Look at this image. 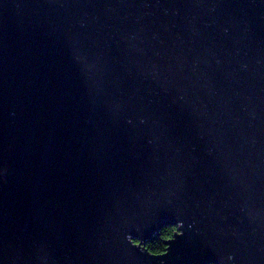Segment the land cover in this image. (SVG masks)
Here are the masks:
<instances>
[{
    "label": "water",
    "instance_id": "obj_1",
    "mask_svg": "<svg viewBox=\"0 0 264 264\" xmlns=\"http://www.w3.org/2000/svg\"><path fill=\"white\" fill-rule=\"evenodd\" d=\"M0 264H264V0H0Z\"/></svg>",
    "mask_w": 264,
    "mask_h": 264
},
{
    "label": "trees",
    "instance_id": "obj_2",
    "mask_svg": "<svg viewBox=\"0 0 264 264\" xmlns=\"http://www.w3.org/2000/svg\"><path fill=\"white\" fill-rule=\"evenodd\" d=\"M176 230V226H163L153 240H149L146 242L144 248H146L150 253L162 254L166 249V245L164 242L172 238Z\"/></svg>",
    "mask_w": 264,
    "mask_h": 264
}]
</instances>
